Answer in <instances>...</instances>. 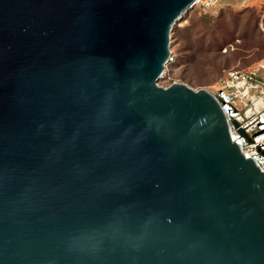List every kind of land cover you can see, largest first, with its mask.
Masks as SVG:
<instances>
[{
  "label": "water",
  "instance_id": "1",
  "mask_svg": "<svg viewBox=\"0 0 264 264\" xmlns=\"http://www.w3.org/2000/svg\"><path fill=\"white\" fill-rule=\"evenodd\" d=\"M196 1L0 0V264H264V174L157 84Z\"/></svg>",
  "mask_w": 264,
  "mask_h": 264
},
{
  "label": "rangeland",
  "instance_id": "2",
  "mask_svg": "<svg viewBox=\"0 0 264 264\" xmlns=\"http://www.w3.org/2000/svg\"><path fill=\"white\" fill-rule=\"evenodd\" d=\"M200 16L207 23L191 22ZM219 27L225 35L213 33ZM200 36L208 48L206 59L188 65L183 47ZM169 50L171 60L157 81L162 87L183 83L194 90L213 89L229 70L255 69L264 62V0H216L208 8L194 4L173 26Z\"/></svg>",
  "mask_w": 264,
  "mask_h": 264
},
{
  "label": "built area",
  "instance_id": "3",
  "mask_svg": "<svg viewBox=\"0 0 264 264\" xmlns=\"http://www.w3.org/2000/svg\"><path fill=\"white\" fill-rule=\"evenodd\" d=\"M215 2L197 0L195 4L208 8ZM170 60L171 56L168 62ZM204 90L224 115L231 141L237 143L244 158L255 161L264 174V62L249 71L229 70L216 87Z\"/></svg>",
  "mask_w": 264,
  "mask_h": 264
},
{
  "label": "trees",
  "instance_id": "4",
  "mask_svg": "<svg viewBox=\"0 0 264 264\" xmlns=\"http://www.w3.org/2000/svg\"><path fill=\"white\" fill-rule=\"evenodd\" d=\"M203 18L204 17H202V16L197 17V18H193L191 20V22H194V23L205 22V23H207V20L203 21L204 20ZM202 28H203V30H208L205 26H202ZM203 30H201L203 33H208L207 31L205 32ZM223 31H226V29L225 28L222 29L221 27H219V28H217V30L215 28L213 33L214 34L225 35L223 33ZM203 36H204V34H203ZM207 49H205L204 46H203L202 36H200L198 38V40L196 39V40H193V41H190V40L186 41V43H185V45L183 47V52H185L184 58L186 59L185 63L189 65V64H193V62L194 63H196V62L198 63L201 60L206 59V55L205 54H206Z\"/></svg>",
  "mask_w": 264,
  "mask_h": 264
}]
</instances>
